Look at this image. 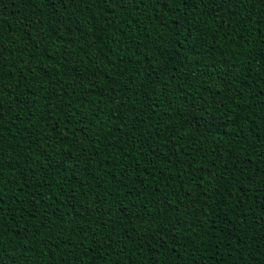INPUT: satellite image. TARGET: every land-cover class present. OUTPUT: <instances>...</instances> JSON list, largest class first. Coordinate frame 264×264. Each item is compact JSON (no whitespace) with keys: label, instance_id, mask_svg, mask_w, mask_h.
I'll return each instance as SVG.
<instances>
[{"label":"trees","instance_id":"trees-1","mask_svg":"<svg viewBox=\"0 0 264 264\" xmlns=\"http://www.w3.org/2000/svg\"><path fill=\"white\" fill-rule=\"evenodd\" d=\"M0 264H264V0H0Z\"/></svg>","mask_w":264,"mask_h":264},{"label":"snow or ice","instance_id":"snow-or-ice-1","mask_svg":"<svg viewBox=\"0 0 264 264\" xmlns=\"http://www.w3.org/2000/svg\"><path fill=\"white\" fill-rule=\"evenodd\" d=\"M182 2H184V0H182ZM202 2H203V0H202Z\"/></svg>","mask_w":264,"mask_h":264}]
</instances>
